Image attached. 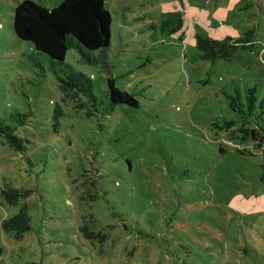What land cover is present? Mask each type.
Instances as JSON below:
<instances>
[{
  "label": "rangeland",
  "instance_id": "1",
  "mask_svg": "<svg viewBox=\"0 0 264 264\" xmlns=\"http://www.w3.org/2000/svg\"><path fill=\"white\" fill-rule=\"evenodd\" d=\"M0 0V189L28 191L30 230L1 221L0 264H264V0H104L108 70L64 63L92 78L97 108L61 102L60 64L17 38ZM52 7L61 0H32ZM231 60L199 57L196 35L244 38ZM137 100L109 106L107 78ZM93 217V238L80 232Z\"/></svg>",
  "mask_w": 264,
  "mask_h": 264
},
{
  "label": "trees",
  "instance_id": "2",
  "mask_svg": "<svg viewBox=\"0 0 264 264\" xmlns=\"http://www.w3.org/2000/svg\"><path fill=\"white\" fill-rule=\"evenodd\" d=\"M111 14L104 6V0H61L57 5L45 7L32 0H22L13 7L12 28L15 36L29 41L38 52L48 55L55 64H60V72L56 73L61 102L56 103L52 112L53 128L57 131L60 119L64 114V106L75 111L85 110L91 115L97 108V99L93 92L92 78L82 71L64 63L68 49H76L79 61L85 64H98L101 71L108 70L105 50L110 43ZM251 31L244 38L232 40L226 37L221 40L212 39L204 34L196 35V46L199 57L216 60H231L235 52L252 44ZM106 95L109 106L128 104L137 106L136 98L121 90L113 77L107 78ZM0 133L7 144L17 151L26 149V139L15 133V129L0 121ZM249 135L257 145H264V136L256 128H250ZM264 182V174L259 178ZM28 191L13 187L8 182L2 183L0 198L7 205H16ZM31 217L27 204L20 202L13 215L3 219L1 226L6 232H13L19 239L30 230ZM93 217L83 219L80 232L86 238H93L91 231ZM180 264H186L181 262Z\"/></svg>",
  "mask_w": 264,
  "mask_h": 264
}]
</instances>
